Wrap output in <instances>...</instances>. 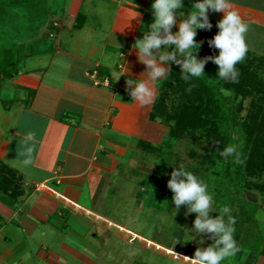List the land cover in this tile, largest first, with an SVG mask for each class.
<instances>
[{"label": "crops", "instance_id": "obj_1", "mask_svg": "<svg viewBox=\"0 0 264 264\" xmlns=\"http://www.w3.org/2000/svg\"><path fill=\"white\" fill-rule=\"evenodd\" d=\"M44 1L27 11L30 53L0 88V264H109L103 245L134 232L124 208L142 201L131 187L137 171L157 168L152 144L164 130L151 117L158 87L146 106L126 90L128 76L149 71L132 46L150 33L152 0ZM183 3L173 34L190 12ZM232 5L250 25L249 51L264 57V0Z\"/></svg>", "mask_w": 264, "mask_h": 264}, {"label": "rangeland", "instance_id": "obj_2", "mask_svg": "<svg viewBox=\"0 0 264 264\" xmlns=\"http://www.w3.org/2000/svg\"><path fill=\"white\" fill-rule=\"evenodd\" d=\"M186 9L184 5L177 11L183 12ZM18 15V18L14 17L13 21L0 26V47L12 43L11 40L18 36L16 45L23 52L22 57L28 48V34L25 32L29 14L25 9H20ZM151 18L153 19V14L150 6L147 19ZM10 22H13L15 27L12 32L9 29ZM259 57L247 53L245 59L238 65L239 70H242L237 83L240 91L227 90L230 93L228 95L230 104L233 106L241 104L240 116L243 121L248 124H260L263 128L259 133L264 135V64L258 60ZM175 65L180 66L178 63ZM189 88L191 87L186 83L177 88L170 87L169 93L161 97V114L157 112L154 121L162 125L164 130L160 133L157 143L152 144L153 155L150 156L151 163L157 168L137 171L140 175L135 179L137 183L132 184L130 194H140L143 202L139 201L138 206L134 204V207L124 208L126 216H122V224L134 232L114 233V239L103 245L104 253L108 252L109 264H189L197 248L204 249L214 243L215 238L211 233L197 232L194 227L197 213L190 212L188 204L176 208L172 199L174 194L168 187L171 173L175 168L184 165L205 180L208 190L214 195L215 207L217 210L221 208L215 200V177L211 167V157L217 149L211 136L194 122L196 104ZM181 111L186 117L180 122ZM144 144L148 145L145 142ZM263 152L264 145H261V153ZM255 160L258 170L250 173L249 179L254 185H263L264 158L258 155ZM146 179L148 180L145 181ZM149 191L153 193L152 200H148ZM248 192L258 225L251 226L252 230L245 237L242 236V240L244 238L245 240L244 244L238 243L240 252L225 264H264V256L256 258L259 238L261 236L264 238L262 190L251 189ZM128 201L125 203L131 204L132 200ZM235 210L237 212L233 216L235 222H240L242 228H247L249 224L242 221V216L238 214L239 208L236 207ZM209 215L216 218L219 212L210 210ZM188 236L193 239L185 243L184 240L189 239ZM201 240L203 243H200ZM176 254H179L181 259L183 256L186 258L180 260ZM187 257L189 261L185 260Z\"/></svg>", "mask_w": 264, "mask_h": 264}, {"label": "clouds", "instance_id": "obj_3", "mask_svg": "<svg viewBox=\"0 0 264 264\" xmlns=\"http://www.w3.org/2000/svg\"><path fill=\"white\" fill-rule=\"evenodd\" d=\"M183 0H152L151 8L153 20L150 24V33L142 39H136L133 48L138 49L137 59L147 66L146 77L126 79L127 91L131 100L142 106L153 102L156 88L171 75V68H165L157 62L153 49L161 54L160 62L174 61L181 66V79L186 83L198 80L206 75L205 64L211 60L218 66L217 78L226 83H238L240 72L236 67L241 63L249 46L245 35L249 30L247 23L232 5V0H195L191 10L178 24V31L173 34L171 29L177 25V15L184 16L182 9ZM223 12L222 19L217 21L218 32L208 41V44L219 50L217 55L198 58L201 42L195 39L197 30H210L212 23L209 20L208 11ZM139 16V13L135 16ZM163 32V35H161ZM172 48L173 51L162 50ZM105 87L110 88V80L105 81ZM191 91V88L188 89ZM220 92L229 95L227 89L221 88ZM33 139L29 133L25 144ZM31 149H29V152ZM225 161L230 159L235 163H241L240 152L236 145L226 146L220 152ZM27 162V161H26ZM168 187L173 192V200L176 208L182 204H188L189 211L197 213L194 227L197 232L211 233L215 238L214 243L204 249L197 248L194 258L189 264H225L240 252V246L235 239V220L232 217V208L223 206L219 210L215 207L214 195L208 190V184L195 172L184 165L175 168L168 181ZM211 211H218L219 215L212 218ZM227 216V219L225 218ZM184 240L187 243L193 237ZM203 243V240L200 241ZM181 259L179 254H176Z\"/></svg>", "mask_w": 264, "mask_h": 264}, {"label": "trees", "instance_id": "obj_4", "mask_svg": "<svg viewBox=\"0 0 264 264\" xmlns=\"http://www.w3.org/2000/svg\"><path fill=\"white\" fill-rule=\"evenodd\" d=\"M44 2V0H0V26L11 21L14 17L18 18L20 9L30 11L33 6L39 3L42 5ZM194 2L195 0H186L190 10ZM209 20L212 23V28L210 30L198 29L195 37L197 41L201 42V47L197 54L198 58L201 59L217 55L219 52L214 46L208 44V41L218 32L217 21ZM14 28L13 22H10V31H14ZM16 41H18V36L11 40L12 43L0 47V88L3 83L19 72L22 62L30 53L26 52L21 57L23 52L16 45ZM248 52L255 54L254 52ZM258 60L264 64L263 56H260ZM238 65L236 67L239 69L240 66ZM217 70L218 66L209 60L205 64L204 71L206 75L198 80H193L191 83H186L180 78L181 68H172L171 75L158 85L159 93L153 105L151 117L155 120L157 117L156 113L161 114V97L163 98L169 93L170 87L175 86L177 88L185 83L191 87L192 96L196 104V119H194V122L198 123L202 130L204 129L211 136L210 138L217 149L211 157V167L214 170L215 177L216 203L218 207L230 206L232 208V217L237 213L236 207L239 208L238 214L242 216V221L245 224L248 223L249 226L242 228L240 222L236 221L234 225L235 239L238 243L244 244L245 238L242 240V236L245 237L252 230L251 226L257 227L256 225H258L254 215L255 209L251 206L248 191L251 189L262 190L261 201L264 202V184L254 185L249 179L250 173L258 170L255 157L259 155L260 158H264V152L261 153V145H264V135L259 133L263 127L260 124H248L243 121L240 116L241 104L233 106L229 102L228 95L220 92L221 88L239 92L240 89L237 83H226L219 80L217 78ZM240 71L241 75L242 70ZM180 113L181 122L182 119L185 120L186 115L183 111ZM231 145L238 147L241 154V163H235L231 159L226 162L225 157L220 155L224 147ZM261 168L262 166L259 167V169ZM259 242L260 244L256 249V258L264 256V238L262 236L259 238Z\"/></svg>", "mask_w": 264, "mask_h": 264}, {"label": "built area", "instance_id": "obj_5", "mask_svg": "<svg viewBox=\"0 0 264 264\" xmlns=\"http://www.w3.org/2000/svg\"><path fill=\"white\" fill-rule=\"evenodd\" d=\"M96 74H97V73H95V75H96ZM95 75H94V76H95ZM105 81H106V79H105ZM96 83H100V81H99V80H96Z\"/></svg>", "mask_w": 264, "mask_h": 264}]
</instances>
